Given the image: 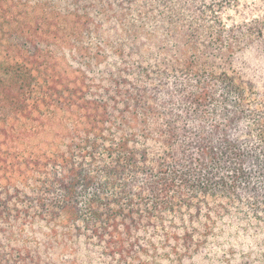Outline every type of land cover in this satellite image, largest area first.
Segmentation results:
<instances>
[{"label": "trees", "instance_id": "1", "mask_svg": "<svg viewBox=\"0 0 264 264\" xmlns=\"http://www.w3.org/2000/svg\"><path fill=\"white\" fill-rule=\"evenodd\" d=\"M0 264H264V0H0Z\"/></svg>", "mask_w": 264, "mask_h": 264}, {"label": "rangeland", "instance_id": "2", "mask_svg": "<svg viewBox=\"0 0 264 264\" xmlns=\"http://www.w3.org/2000/svg\"><path fill=\"white\" fill-rule=\"evenodd\" d=\"M256 251H257L258 253H259V252H261V250H260V249H257Z\"/></svg>", "mask_w": 264, "mask_h": 264}]
</instances>
